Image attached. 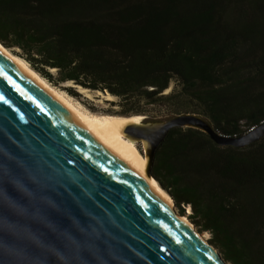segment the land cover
Here are the masks:
<instances>
[{"label":"trees","instance_id":"obj_1","mask_svg":"<svg viewBox=\"0 0 264 264\" xmlns=\"http://www.w3.org/2000/svg\"><path fill=\"white\" fill-rule=\"evenodd\" d=\"M0 42L124 115L194 113L230 136L264 121V0H0ZM151 174L225 261L264 264V137L221 146L175 127Z\"/></svg>","mask_w":264,"mask_h":264},{"label":"water","instance_id":"obj_2","mask_svg":"<svg viewBox=\"0 0 264 264\" xmlns=\"http://www.w3.org/2000/svg\"><path fill=\"white\" fill-rule=\"evenodd\" d=\"M0 97L7 101L0 103V264H229L1 51ZM175 127L203 130L221 146L264 137V121L230 136L188 112L131 124L129 133L145 139L151 176L156 150Z\"/></svg>","mask_w":264,"mask_h":264},{"label":"bare ground","instance_id":"obj_3","mask_svg":"<svg viewBox=\"0 0 264 264\" xmlns=\"http://www.w3.org/2000/svg\"><path fill=\"white\" fill-rule=\"evenodd\" d=\"M0 51L8 56L12 62H14L28 77L40 85L44 90L48 92L59 104L64 107L81 125H83L94 137H96L101 143H103L110 152L114 153L121 160L129 164L134 168L143 178L148 181L149 185L166 201H168L172 207L175 206L173 198L170 194L161 186V184L150 174L147 173L148 155L146 156L139 153V150L131 141L145 142L144 137H133L129 133V126L131 124H143L144 119L141 115L124 116L118 114H100L88 111L85 107L73 102L68 96L51 85L43 76H41L36 70H34L24 59L17 56L5 47L0 42ZM51 72H54L56 68H49ZM68 84H71L69 82ZM73 85V84H71ZM78 91L85 96L92 98V90L84 88L79 85H75ZM169 90V89H168ZM166 90V91H168ZM95 91V90H94ZM98 97H102L104 100L112 101L115 96L107 93L104 94L100 91H95ZM140 121V122H139ZM177 212V211H176ZM178 213V212H177ZM183 219L190 224L194 229L195 227L189 221L188 217L183 215ZM197 231V230H196ZM203 239H207V234H200Z\"/></svg>","mask_w":264,"mask_h":264},{"label":"rangeland","instance_id":"obj_4","mask_svg":"<svg viewBox=\"0 0 264 264\" xmlns=\"http://www.w3.org/2000/svg\"><path fill=\"white\" fill-rule=\"evenodd\" d=\"M9 50L11 52H13L14 54H16L17 56V50L11 49L9 48ZM51 72V71H50ZM53 75H56V70L54 72H51ZM42 76V75H41ZM44 77V76H43ZM51 85L55 86L57 89H59L61 92H63L66 96H68L73 102L85 107L88 111L90 112H95V113H100V114H118V115H124L121 114L122 111V107L121 105L118 103V98L115 97L114 100L112 101H108V100H104L102 97H98L99 95H97V93L92 90V98H89L87 96H85L83 93L79 92L77 88L76 89L78 95H73L70 93V91L68 90V86L71 84L68 83H58V82H54V81H50L49 79H47L46 77H44ZM144 117L143 120L140 119V121H145V122H153L151 120H158L157 122H161L164 121L166 119H168L169 117H171L172 115H168L166 114V112L164 110H161L159 107L153 108L150 111V114L148 115H143V114H138ZM124 116H134V115H124ZM139 121V122H140ZM133 143V145H135L137 147V149L139 150V153H141L143 156H146L145 154V149L143 146V142L140 141H131ZM175 210L182 215H185L186 217H188L189 221L192 223V225L195 227V229L200 233V234H207V239L209 240L210 234L208 232H203L199 229L198 226H196L189 214H190V209L187 208L185 209L184 213L181 212V209L178 206H174ZM217 249V248H216ZM218 250V249H217ZM228 262V261H227ZM229 264H231L230 262H228Z\"/></svg>","mask_w":264,"mask_h":264},{"label":"snow or ice","instance_id":"obj_5","mask_svg":"<svg viewBox=\"0 0 264 264\" xmlns=\"http://www.w3.org/2000/svg\"><path fill=\"white\" fill-rule=\"evenodd\" d=\"M0 103H7V101L4 99V97H0Z\"/></svg>","mask_w":264,"mask_h":264},{"label":"built area","instance_id":"obj_6","mask_svg":"<svg viewBox=\"0 0 264 264\" xmlns=\"http://www.w3.org/2000/svg\"><path fill=\"white\" fill-rule=\"evenodd\" d=\"M262 122H263V121H262ZM252 128H253V127H251L250 129H252ZM250 129H249V130H250Z\"/></svg>","mask_w":264,"mask_h":264}]
</instances>
